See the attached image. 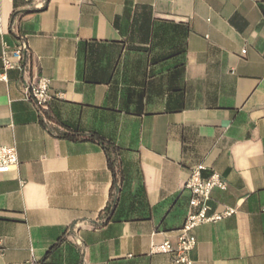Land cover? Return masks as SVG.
<instances>
[{
    "label": "crops",
    "instance_id": "1",
    "mask_svg": "<svg viewBox=\"0 0 264 264\" xmlns=\"http://www.w3.org/2000/svg\"><path fill=\"white\" fill-rule=\"evenodd\" d=\"M0 18V76L5 44L26 48L0 80V144L19 159L0 175V264H172L152 246L177 244L199 165L226 183L212 212L236 213L194 230L192 264H264V0H0ZM39 77L46 110L25 94ZM93 135L121 149L129 220L105 222Z\"/></svg>",
    "mask_w": 264,
    "mask_h": 264
},
{
    "label": "built area",
    "instance_id": "2",
    "mask_svg": "<svg viewBox=\"0 0 264 264\" xmlns=\"http://www.w3.org/2000/svg\"><path fill=\"white\" fill-rule=\"evenodd\" d=\"M32 4L36 10L43 9L48 0H25ZM3 23L0 18V36L3 35ZM3 52V73L0 80L7 81V71L17 69L23 72L21 65L25 46L10 50L5 44ZM26 97L38 106L40 110H46L53 101L50 94V81L47 78L39 77L32 79L25 86ZM19 167V159L15 147L4 146L0 144V175L14 172ZM206 171L204 165L195 167L185 184V190L190 193V212L180 230V236L176 245L165 241L160 245L152 246L154 254H170L172 264H192L191 253L196 247V238L194 230L205 224H212L227 219L236 213V210L226 208L222 212H212L211 199L215 188L226 190V183L222 177L216 173L204 176Z\"/></svg>",
    "mask_w": 264,
    "mask_h": 264
},
{
    "label": "trees",
    "instance_id": "3",
    "mask_svg": "<svg viewBox=\"0 0 264 264\" xmlns=\"http://www.w3.org/2000/svg\"><path fill=\"white\" fill-rule=\"evenodd\" d=\"M65 137L69 138L70 136L66 135ZM90 140L98 142L103 147L107 156L109 169L113 176L111 200L104 211L105 222H121L129 220L133 203L129 201L131 195L130 178L121 168V149L98 136L93 135L90 137ZM59 245L60 241L49 250L45 259L52 253V251L58 248Z\"/></svg>",
    "mask_w": 264,
    "mask_h": 264
},
{
    "label": "clouds",
    "instance_id": "4",
    "mask_svg": "<svg viewBox=\"0 0 264 264\" xmlns=\"http://www.w3.org/2000/svg\"><path fill=\"white\" fill-rule=\"evenodd\" d=\"M253 150L250 141L237 142L233 145L232 164L235 170L243 172L248 154Z\"/></svg>",
    "mask_w": 264,
    "mask_h": 264
}]
</instances>
